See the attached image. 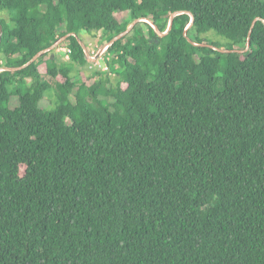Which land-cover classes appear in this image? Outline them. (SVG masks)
Listing matches in <instances>:
<instances>
[{"label":"trees","instance_id":"1","mask_svg":"<svg viewBox=\"0 0 264 264\" xmlns=\"http://www.w3.org/2000/svg\"><path fill=\"white\" fill-rule=\"evenodd\" d=\"M0 264H264V0H0ZM118 13H128L119 21ZM256 21L248 51L242 50ZM214 31L217 40L209 36ZM88 51L90 47L84 42ZM58 57V58H57ZM54 88L51 109L41 106ZM73 96V100L71 99Z\"/></svg>","mask_w":264,"mask_h":264},{"label":"water","instance_id":"2","mask_svg":"<svg viewBox=\"0 0 264 264\" xmlns=\"http://www.w3.org/2000/svg\"><path fill=\"white\" fill-rule=\"evenodd\" d=\"M181 13H187L190 15L191 19H190V22L189 24L187 25V27L184 29V36H187V30L191 27V25L193 24V21H194V15L189 12V11H176V12H173L170 17H169V21H168V26L166 28L165 31H160L159 28L156 26V24L146 18V17H142V18H137L135 19L131 24L130 26L125 29L124 31L120 32L118 35L114 36L110 42L107 44V47L109 45H111L112 43H114L115 41L123 38L124 36H126L131 30L132 28L140 21H146L148 22L154 29L155 31L158 33V35L160 36H164L166 35L169 30L172 28V25H173V20H174V17L178 14H181ZM258 20H261V18L257 17L253 20L251 26H250V29H249V32H248V38H247V45H246V48L242 49V50H239V49H234V50H226V49H221L215 45H212V44H208V43H203V44H200V43H197V42H193L191 39L187 38L188 41H190V43H192L193 45L195 46H208L214 50H218L220 52H224V53H229V52H240V53H243L245 51H247L249 48H250V44H251V33H252V30H253V27L256 23V21ZM2 34H3V30H2V26L0 25V44H1V40H2ZM70 36H76L74 33H68L64 36H62L60 39H58L55 43H53L51 46L47 47V48H44L40 51H38L28 62H26L25 64L21 65V66H18V67H1L0 68V71H5V70H8V71H17V70H20V69H23L25 67H27L28 65H30L31 63H33L34 61H36L42 54L46 53V52H49V51H52L54 49H56L59 45H61L68 37ZM80 45L82 46V48L84 49L89 61H95L96 59H98L100 56V52L96 55H91L90 52L88 51L85 43L78 37L76 36ZM106 47V48H107Z\"/></svg>","mask_w":264,"mask_h":264},{"label":"rangeland","instance_id":"3","mask_svg":"<svg viewBox=\"0 0 264 264\" xmlns=\"http://www.w3.org/2000/svg\"><path fill=\"white\" fill-rule=\"evenodd\" d=\"M0 15H7V12L0 10ZM117 16H118L119 21H124V20L129 18L128 17L129 16L128 13H118ZM209 32H210L209 35L207 34L206 36H209L213 40H217L218 37H217L216 33L214 31H209ZM103 36L104 35L100 32L97 37H91V36L87 35V36H85V39H84L85 40L84 42H86L88 44V46L90 47V51L93 53L92 54L93 56L100 52L99 53L100 57L98 59H96L95 61H93V62H96V63L99 62V64L101 66H104L107 63L106 57L108 56L107 52H105L106 49H107L106 48L107 45L103 46L101 48L99 46L100 45L99 43L102 41ZM218 39H220V37ZM54 53L59 57V59H60V57L64 58V53L63 52H60V54H58L59 53V49H55ZM83 70L89 73L91 68H89L87 66ZM71 99L73 100V96H71ZM55 101H56L55 89L51 88V89L45 91V95H44V97H43V99L41 100L40 103H41V106L43 108L51 109L54 106Z\"/></svg>","mask_w":264,"mask_h":264},{"label":"built area","instance_id":"4","mask_svg":"<svg viewBox=\"0 0 264 264\" xmlns=\"http://www.w3.org/2000/svg\"><path fill=\"white\" fill-rule=\"evenodd\" d=\"M59 52H63L64 53V59H67V60L69 59V55H68L69 49L68 48H66V47L59 48ZM89 68H91V69L100 68L102 70H108V66L106 64L104 66H101L99 64V62L90 63Z\"/></svg>","mask_w":264,"mask_h":264},{"label":"crops","instance_id":"5","mask_svg":"<svg viewBox=\"0 0 264 264\" xmlns=\"http://www.w3.org/2000/svg\"><path fill=\"white\" fill-rule=\"evenodd\" d=\"M58 54H60V52Z\"/></svg>","mask_w":264,"mask_h":264}]
</instances>
